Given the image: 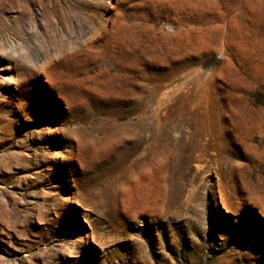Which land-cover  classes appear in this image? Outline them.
<instances>
[{"label": "rangeland", "instance_id": "rangeland-1", "mask_svg": "<svg viewBox=\"0 0 264 264\" xmlns=\"http://www.w3.org/2000/svg\"><path fill=\"white\" fill-rule=\"evenodd\" d=\"M0 264H264V0H0Z\"/></svg>", "mask_w": 264, "mask_h": 264}]
</instances>
